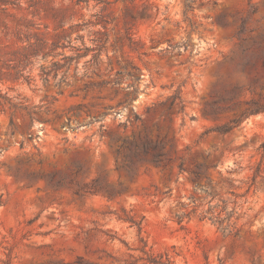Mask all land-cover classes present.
Returning a JSON list of instances; mask_svg holds the SVG:
<instances>
[{
	"label": "rangeland",
	"instance_id": "1",
	"mask_svg": "<svg viewBox=\"0 0 264 264\" xmlns=\"http://www.w3.org/2000/svg\"><path fill=\"white\" fill-rule=\"evenodd\" d=\"M191 6L0 0V264H264V0Z\"/></svg>",
	"mask_w": 264,
	"mask_h": 264
},
{
	"label": "trees",
	"instance_id": "2",
	"mask_svg": "<svg viewBox=\"0 0 264 264\" xmlns=\"http://www.w3.org/2000/svg\"><path fill=\"white\" fill-rule=\"evenodd\" d=\"M77 1L82 2L85 0H77ZM192 2H194V0H186V4L188 8L192 7L191 6ZM28 42H29V47L32 48V50L35 52L34 53L35 56H39L40 52H42L41 50H45L48 47H50L51 50L49 52L44 51L43 59L48 60L49 58H51V63L54 67L56 68L63 67V66H60L59 62L56 60L60 56L66 58L63 53L58 52L60 48L63 50L66 48V45L64 43L61 44L60 41H57V42L54 41L52 44H50L49 41L41 39V38H37L36 42H31L30 39H28ZM78 51H81V50L79 49ZM42 71H43V74L45 75L49 74L50 72L49 68L47 67H43ZM2 98L9 101L12 104V107H17L18 104L13 103V98H10L6 96L5 94H3V91L0 89V99ZM24 108L27 109V107H24ZM32 121H33V118H32ZM223 132H228V130H223ZM261 148L264 151V142L262 143ZM150 150H151L150 144L146 143L142 146V152L144 154H149ZM151 156L153 158V161L158 162V158L161 157V154L152 153ZM1 202H2V196H0V204ZM231 218H232V215L230 214H228V216H226L225 218H221V216H216L215 217L216 220H214V222H216L219 225L220 229L223 232H228V231L232 232V228L234 227V224H232Z\"/></svg>",
	"mask_w": 264,
	"mask_h": 264
}]
</instances>
